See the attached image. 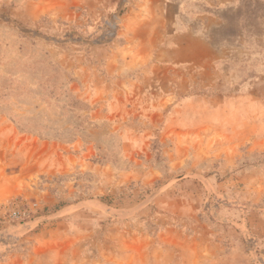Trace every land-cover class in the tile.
I'll return each mask as SVG.
<instances>
[{
	"label": "rangeland",
	"instance_id": "1",
	"mask_svg": "<svg viewBox=\"0 0 264 264\" xmlns=\"http://www.w3.org/2000/svg\"><path fill=\"white\" fill-rule=\"evenodd\" d=\"M0 264H264V0H0Z\"/></svg>",
	"mask_w": 264,
	"mask_h": 264
},
{
	"label": "crops",
	"instance_id": "2",
	"mask_svg": "<svg viewBox=\"0 0 264 264\" xmlns=\"http://www.w3.org/2000/svg\"><path fill=\"white\" fill-rule=\"evenodd\" d=\"M190 36H191V33L187 31L182 32V33L175 32L174 34H171V37L169 38V40H170V46L173 47V50H171L172 53L178 48L182 50H187V48L180 47V46L185 45L186 47H188L190 43L192 42L190 41V38H189ZM181 52H186V51H181Z\"/></svg>",
	"mask_w": 264,
	"mask_h": 264
}]
</instances>
